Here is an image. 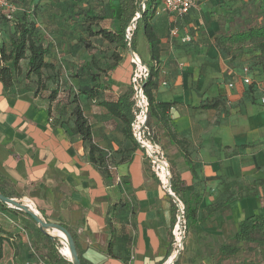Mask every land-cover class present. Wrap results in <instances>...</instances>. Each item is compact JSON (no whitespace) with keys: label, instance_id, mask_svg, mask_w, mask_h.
<instances>
[{"label":"crops","instance_id":"obj_1","mask_svg":"<svg viewBox=\"0 0 264 264\" xmlns=\"http://www.w3.org/2000/svg\"><path fill=\"white\" fill-rule=\"evenodd\" d=\"M218 1L199 0L198 5L211 6ZM236 5L240 12L241 0L214 6V22L205 32L203 27L196 30L197 6L183 16L158 8L151 19L160 39L151 91L156 100L172 103L170 126L177 138L185 141L188 156L168 141L153 120L152 124L179 196L195 206V222L187 220L193 231L186 246L190 254L177 258L178 264H199L198 244L212 246L209 240L213 239L218 249L232 240L244 217L264 216L261 65L231 62L214 44L218 16L227 14L224 27L229 18L244 14L238 16ZM170 23L176 25L168 29ZM138 47L136 36L135 53L140 56ZM142 47L147 60L140 59L148 64L146 42ZM121 56L100 99L79 96L92 142L105 152L106 164L115 166L116 171H108L106 176L89 161L88 145L71 129L69 105L60 114L56 100L50 103L44 94L4 89L0 83V185L10 196L32 201L42 217L44 214L73 231L77 253L89 264H161L167 259L166 264L173 259L174 201L146 170L144 153L125 136L122 121L97 103L115 99L130 86V51ZM242 66L249 67L250 85L242 82ZM215 102V106H204ZM9 242L16 246L12 238ZM8 245L2 254L12 259L13 249ZM249 245L250 249L239 243L238 252L224 264H264V245ZM60 251L66 255L63 246Z\"/></svg>","mask_w":264,"mask_h":264},{"label":"trees","instance_id":"obj_2","mask_svg":"<svg viewBox=\"0 0 264 264\" xmlns=\"http://www.w3.org/2000/svg\"><path fill=\"white\" fill-rule=\"evenodd\" d=\"M10 1L16 5L12 19L9 20L4 16L0 19V22L7 25L10 30L7 44L0 38V83L4 89L44 94L50 103L56 100V107H58L60 114H64L67 110L66 105H69V114L73 118L72 131L75 134H79L88 145L89 161L107 176L109 170L106 164V154L92 142L91 127L83 114L79 96L85 95L90 100L100 99L102 91L110 86V73L116 69L122 59L121 50L130 48L135 52L136 36L138 32H141L150 57V63H148L149 74L144 81V92L148 99L147 123L152 124L153 120L160 130L166 134L168 141L178 145L183 149L184 156H188L187 150L184 148L185 141L178 139L170 126L169 110L172 103L156 100L151 91L152 79L157 70V64L154 65L153 63H156L159 56L160 44V39L151 24V19L160 4V0H119L117 5L112 3V0H107L110 15L116 21L113 28L102 26L93 28V25H98L99 21L105 19L106 16L92 10L90 7L81 8L68 14L69 17L73 18L74 23H85L82 31H84L87 38L81 36L82 38L79 37L78 40L83 42L82 48L88 55L82 60L81 64L75 66L77 70L75 76L68 81L61 75V70L70 66V63L65 61V56L71 55L73 57L76 49L74 47L63 48L61 51L63 56H61L60 51L58 52L51 42L44 43L42 31L45 33V30L40 24L38 25L39 22L36 21L34 13L25 8L24 1ZM253 5L248 2L242 3L240 12L243 14L249 8L260 11L259 3ZM135 17L134 27L129 30V37H127L126 30ZM226 17L227 14L218 16L219 29L214 37V44L220 51L228 52L232 46L242 47L244 43L251 41L256 42V46L260 51L264 50V20L260 21L259 15L252 16L248 23L236 30H224L223 21ZM237 20L240 21V18H237ZM67 29L70 30L71 27L68 26ZM90 37H98L109 44L115 45L111 52L110 61L101 64L100 58L95 51L91 52L90 50L92 48L88 42ZM131 95L132 90L129 86L124 92L118 94L115 99H101L97 103L111 115L122 121L125 136L134 142L135 148H138L130 126L134 117ZM216 103L204 104V106H215ZM171 189L183 202V198L178 194L174 180L171 184ZM0 193L12 197L1 185ZM183 204L186 222L188 220L192 224L195 222V206L189 205L185 201ZM0 206L10 212L19 211L7 207L1 202ZM24 214L27 215L26 213ZM42 215L46 221H51L44 214ZM63 226L68 229L75 245H77L75 233L67 226ZM108 228L112 232L113 229L110 222L108 223ZM0 232L4 234H0V259L3 256L2 245L7 242L13 249L12 263L24 264L19 260L18 248L9 242V232L1 226ZM33 242L34 251L46 255L48 264H72L66 259V256L65 258L59 253L56 237L50 236L39 227L37 228L36 236L33 237ZM239 243L245 244L249 249L251 248L249 245L251 243L257 246L264 245L263 215H250L240 220L237 224V230L232 235V240L224 242L218 247L213 264H224L225 259L234 256L239 250ZM111 244L112 237L108 242V253L111 251ZM78 257L80 264H89L80 257V254H78ZM172 264H177V261Z\"/></svg>","mask_w":264,"mask_h":264},{"label":"rangeland","instance_id":"obj_3","mask_svg":"<svg viewBox=\"0 0 264 264\" xmlns=\"http://www.w3.org/2000/svg\"><path fill=\"white\" fill-rule=\"evenodd\" d=\"M23 1H24L23 3L25 4V8L34 13L36 17V21L39 22L38 25L40 24L43 30H45V33L42 31L44 43L48 41L51 42L52 45L55 48H57V51L58 52L60 51L61 56H63V53L61 52L63 48H66V47L73 48L74 47L76 49L73 57L71 55L65 56L66 57L65 61L69 62L70 66L66 69L61 70L62 71L61 75L67 81L71 79V77L75 76V72L77 71L75 66L81 64L83 62L82 60L88 56L82 48L83 42L78 40L79 37L82 38L81 36H84L85 38H87L84 31H82V28L85 23L84 24L80 22L74 23L73 18L69 17L68 14L76 12L77 10H80L81 8L90 7L92 10L100 14H104L106 16L105 19L99 21L98 25H93V28L94 27L97 28L99 26L106 27V28H113L116 23V21L110 15L107 0H23ZM118 1L119 0H112V3L117 5ZM226 1L227 0H221V1H218L217 4H214L211 6L209 5L199 6L198 5L197 9L194 10V12L196 13V16H195L197 20L196 24L199 25L196 30L203 27L202 32H205L204 30L206 28H209L210 25L214 22V19H215L214 15L216 12L215 10H212L214 6H219L220 4L225 3ZM256 1H258L259 3L260 11L253 9V8H249L241 16H239L240 14L239 5H236L234 9L239 16L238 18H240V21L237 20L236 17L229 18V20H226L224 30H227V29L236 30L244 26L246 23H248L250 18L255 15H259V20L263 21L264 20V3H263L264 0H247L246 2L253 5V4H256L255 3ZM242 3L244 2L241 0V4ZM237 7H238V10H237ZM65 15L67 16L65 17ZM195 18L192 19V21H194ZM174 25H176V23H170V26L168 27V29ZM68 26L71 27L70 30L67 29ZM192 31L194 32L195 29H192ZM9 35H10V30L7 28V25L3 24V22H0V38L1 40L3 39L6 44H7V37H9ZM202 39H204V37H202ZM88 40H89L88 42L92 46V48L90 49L91 52L95 51L97 56L100 58L101 64H105L108 61H110L111 52L115 48L114 44H109L108 42L103 41L99 39L98 37H90ZM137 40H138V45H139L138 47V53L140 54L139 57L143 61H146L147 57L145 56L143 52L144 50L142 47L144 45L145 39L141 32L137 34ZM126 51L127 50H121L122 53H125ZM220 54L224 56L225 58L229 59V61L231 62H235V61L251 62L253 64L261 65V70L259 73L260 75L264 77V50L260 51V49L256 46V42L254 41L246 42L244 43L242 47L232 46L228 52L220 51ZM134 68H135V65L132 63V71ZM154 140L158 142L157 134ZM163 153H164V158L166 159L168 163V167L172 175L171 181H170V185H171L174 180V174L171 169L169 160L166 158V154L164 151ZM144 164H145L146 170L149 171L157 179L152 169L151 164L147 161L146 158L144 160ZM160 187L162 188L161 184H160ZM12 197L15 198L16 200H19L20 202L25 203V199L22 197H19V196H12ZM177 198L179 199V197ZM174 206H175V221L173 224V229L177 222V217H176L177 206L175 203H174ZM0 210H1L0 211V226L9 232L8 234L10 238H12L13 242L18 247L19 260L23 262L24 264H48V257L44 254H40L34 251L33 249L34 242H33L32 233H36V229L34 227L36 224L27 215H25L22 212L15 211L12 213H7L6 212L7 209H4L3 207H1ZM180 226L182 227L181 228L182 245H181V249L178 254V259L185 258L186 255L190 254L189 253L190 251L186 248V246H187L188 236L191 235L190 231L193 232L189 228V225H187V223L185 224L184 222L181 221ZM0 234L4 235L1 232ZM53 236L56 237V240L58 242V245H59L58 250H60L61 246H63L67 250V247L63 245V242H66V241L62 240L59 236H56L54 234ZM172 238H173L172 243L173 242L175 243L173 233H172ZM209 241L213 242L211 244L212 246L210 245L208 246L206 243L198 244L197 251L201 252L199 255L201 257L199 264H208L209 262L213 264V262L216 259V251H217L218 242L214 241L213 239H210ZM174 243H173L172 249L174 248ZM7 245H8L7 242H4L2 245V249L6 247ZM0 264H13V263H12L11 257L2 256V258L0 259ZM194 264H196V262Z\"/></svg>","mask_w":264,"mask_h":264},{"label":"built area","instance_id":"obj_4","mask_svg":"<svg viewBox=\"0 0 264 264\" xmlns=\"http://www.w3.org/2000/svg\"><path fill=\"white\" fill-rule=\"evenodd\" d=\"M199 0H160V4L157 9L163 12H166L173 16H183L188 13L189 10L195 8L198 5ZM16 10V5L10 0H0V19L4 16L5 18L11 20L13 17V13ZM134 25H129L126 30V36L129 37V30L132 29ZM176 33V28L171 30V34ZM188 39V38H187ZM130 61L135 65L133 69L130 79L129 85L132 90L131 99L133 101V119L131 121V132L134 140L136 141L138 148L143 151L145 158L151 164L152 169L161 184L162 188L170 195L174 194L171 189L170 181H171V172L168 167V163L164 158L163 150L158 142L154 140L156 137V130L153 124L147 123L148 119V99L144 92V81L147 79L149 74V66L148 64L142 62L140 57L135 53H130ZM156 65V63H153ZM242 82L244 84H252V80L248 75L249 67L242 66ZM232 86V83L229 84V87ZM259 103L264 105V95L259 97ZM164 163L167 172L163 174L161 172V165ZM107 168L109 171H116V167L112 164H107ZM117 180H120V177L117 176ZM176 196V194H174ZM177 198V197H176ZM174 201V200H173ZM177 206V222L172 231L173 237L175 240L174 250L180 251L181 247L178 248V236L181 237L182 241V231H181V221L185 224L186 219L184 216V204L177 198V202L174 201ZM25 204L35 208V205L32 201L25 199ZM183 219V220H182ZM178 226V228H177ZM66 244V242H63ZM167 260V259H166ZM165 261L162 264H165Z\"/></svg>","mask_w":264,"mask_h":264},{"label":"water","instance_id":"obj_5","mask_svg":"<svg viewBox=\"0 0 264 264\" xmlns=\"http://www.w3.org/2000/svg\"><path fill=\"white\" fill-rule=\"evenodd\" d=\"M136 20V17L130 22V25H134V21ZM130 53H132V49H128ZM172 199L177 202V198L174 194H170ZM0 202L7 205L10 208L19 210L23 213H26L36 224L37 226L41 229L46 231L50 236H53V234L50 233L52 230H57L61 232L64 236V239L66 241V244L69 249L70 256L72 257L71 259H68L62 254V252L59 250V253L64 256L68 261H70L72 264H80V259L78 257L76 245L74 242V239L72 238V235L68 231L66 227L61 225L60 223L57 222H51V221H46L39 213V211L36 208H33L23 202H20L19 200H16L13 197H8L0 193ZM179 254V251H178ZM176 261V260H175ZM174 261V262H175Z\"/></svg>","mask_w":264,"mask_h":264},{"label":"bare ground","instance_id":"obj_6","mask_svg":"<svg viewBox=\"0 0 264 264\" xmlns=\"http://www.w3.org/2000/svg\"><path fill=\"white\" fill-rule=\"evenodd\" d=\"M161 166H162V167H161V172H162L163 174H165V173L167 172V169H166L164 163H162ZM177 228H178V226H177ZM50 233H51V234H54V235H56V236H59L62 240H65L63 234H62L61 232L57 231V230H52V231H50ZM177 240H178V243H177L178 248H180L181 245H182L181 237L178 236ZM63 244H65V243H63ZM65 246L67 247L66 255H65V256H66L68 259H71L72 257L70 256V253H69V249H68L67 244H65ZM172 253H173V257H172L173 259H172V261H171L170 263H166V264H172L173 261H174L175 259L178 258V250H174ZM62 254H63V253H62Z\"/></svg>","mask_w":264,"mask_h":264}]
</instances>
